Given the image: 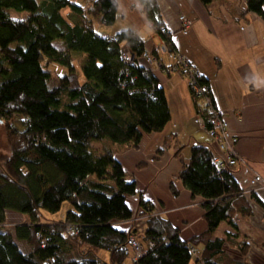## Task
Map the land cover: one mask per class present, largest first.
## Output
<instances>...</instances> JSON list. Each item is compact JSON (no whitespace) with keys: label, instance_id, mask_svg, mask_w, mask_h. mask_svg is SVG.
Wrapping results in <instances>:
<instances>
[{"label":"trees","instance_id":"trees-1","mask_svg":"<svg viewBox=\"0 0 264 264\" xmlns=\"http://www.w3.org/2000/svg\"><path fill=\"white\" fill-rule=\"evenodd\" d=\"M138 1L152 28L165 26L171 34L158 2ZM200 1L208 8L214 0ZM237 2L244 4L240 13L264 21V0ZM118 7L117 0H0V122L21 115L24 129L14 133L8 166L0 168V264H126L129 258L132 264H190L197 241L204 251L196 264H247L233 262L223 252L236 234L211 239L224 222L237 231L232 219L237 212L248 215L250 205L234 177L236 167L217 166L205 143L191 147L189 163L179 174L192 196L203 200L205 234L192 242L174 240L178 230L162 216H151L158 212L149 202L140 198L139 214L130 208L128 198L141 193L116 155L138 149L145 135L161 133L171 114L166 94L149 69L145 55L151 53L142 38L126 30L113 42L93 28L94 13L104 26H114ZM12 11L27 15L14 18ZM127 51L134 66L124 58ZM72 53L85 56L84 81L70 86L64 79L51 86L44 63H58L73 74ZM159 53L151 55L158 58ZM201 82L216 106L209 83ZM193 96L204 127L196 124L214 141L209 105ZM65 203L71 209L64 219L43 221L44 212L57 214ZM10 211L28 218L14 234L6 230ZM142 218L148 228L139 241L135 223ZM127 221L130 231L117 227ZM131 237L145 255L135 256L128 245ZM16 239L31 252L22 251ZM72 245L90 249L74 254Z\"/></svg>","mask_w":264,"mask_h":264},{"label":"crops","instance_id":"crops-1","mask_svg":"<svg viewBox=\"0 0 264 264\" xmlns=\"http://www.w3.org/2000/svg\"><path fill=\"white\" fill-rule=\"evenodd\" d=\"M117 1L115 25L106 27L100 22L94 30L101 35L115 36L133 30L152 54L160 44V37L149 24L141 3L138 0ZM156 1L177 50L209 83L217 108L238 138L236 151L242 161L234 177L249 202L250 213L237 212L232 219L237 231L224 222L211 239L226 240L228 233L236 234L233 241L226 243L225 255L233 262L264 264V188L252 185L256 175L264 181V21L256 14L240 13L244 4L237 0H214L208 8L200 0ZM182 15L192 21L187 34L182 32ZM159 56L164 65L170 64L166 55L159 53ZM141 61L147 67V62ZM149 69L166 94L171 120L161 133L145 135L138 149L116 156L127 179H134L143 195L128 198L134 215L141 212L139 202L143 198L178 230L174 240L192 242L207 232L205 210L202 198L192 196L179 174L183 164L189 163L191 147L195 144L210 146L216 157L221 153L216 142L194 121L199 102L195 101L187 80L156 63ZM137 224L136 238L144 235L148 228L143 219ZM117 227L128 231L130 221ZM193 247L196 264L204 245L197 241ZM229 258L226 259L230 261Z\"/></svg>","mask_w":264,"mask_h":264},{"label":"built area","instance_id":"built-area-1","mask_svg":"<svg viewBox=\"0 0 264 264\" xmlns=\"http://www.w3.org/2000/svg\"><path fill=\"white\" fill-rule=\"evenodd\" d=\"M182 27L184 28V31L186 32L187 29L190 27L191 22L185 18L181 17ZM158 33L163 37V45L162 51H159L162 55H167V57L172 59L168 66L164 65V62L161 58H156L151 54H146L148 63L153 65L152 63L155 61L156 64L160 68L164 66L163 68L177 72L181 76H183L185 79H187V82L190 86V89L192 91V94L195 95L198 99H205L207 104L209 105V110L211 113V120H212V130L209 131L210 136L214 138V141L216 142L219 151L221 153V156H217L215 159V163L217 166L221 168L226 167H237L240 161L242 159L238 156L236 151V146L238 144V138L235 137L231 130L229 123L227 119L225 118L224 114L219 111L216 106H214L213 102L211 101V98L209 97V90L205 85H202L201 79L202 74L199 73L198 70H196L190 62L177 50L175 44L173 43V39L171 34L169 33L167 27L165 26H158L156 27ZM111 41L116 42V38L111 39ZM167 54H163V53ZM125 60L130 65H135V59L128 51L125 52ZM201 116V115H199ZM195 122L200 125L201 127H204V120L197 118ZM252 185L254 186H261L264 188V181L263 179L256 175L254 177V180L252 181ZM160 213H155L151 216H159ZM150 218V216H149ZM145 219V218H143ZM140 220H138L136 223H138ZM128 245L132 247V250L135 252L136 257H140L146 254V250L136 241L134 237L129 238ZM150 246L153 247L154 244L150 243Z\"/></svg>","mask_w":264,"mask_h":264},{"label":"rangeland","instance_id":"rangeland-1","mask_svg":"<svg viewBox=\"0 0 264 264\" xmlns=\"http://www.w3.org/2000/svg\"><path fill=\"white\" fill-rule=\"evenodd\" d=\"M75 1L78 4L84 3V0H75ZM11 14H12V17H14V18H23V17H25V15H27V13H18V12H14V11H12ZM64 14H66V13H64ZM93 16H94V18H92V20L94 23V28L96 29L99 27L100 22H99L98 18L96 19L97 14L94 13ZM80 18L84 19L83 16H81ZM190 22H191V24H190V27H191L192 21H190ZM181 25H182V22H181ZM190 27L187 29L186 32L184 31V28L182 27V32L184 34H187L189 32ZM153 29L156 32V34L160 37V44L157 47V50L162 51V47H164L163 37L158 33L156 26ZM105 36H107L109 40L115 38V35H105ZM163 54H167V53H163ZM159 58H160V56H159ZM169 58H170V56H169ZM170 60H172V59L170 58ZM70 61H71V65L74 69L73 74L71 73V70L69 68H67L65 66H61L58 63H54V62H45L44 63L49 67V71L51 72V75H52L51 86L52 85L56 86L58 83L60 84L59 81L64 80V79H67V81L70 82V86H74L77 82L81 83L84 81L83 75L81 72V67L84 64L85 56L83 54H79V53H72L70 56ZM154 63H155V61L152 64H154ZM163 67L164 66H162V68ZM167 71L173 72L170 70H167ZM199 115L200 114H198V113L196 114L194 121L197 118L203 119V117L199 116ZM22 119H23V117L21 115L14 114L9 120L5 119V120H3V122H0V168H2V169H5L8 166L9 159L11 158L12 142H14V140H13L14 139V133L15 132L19 133V132L24 131L23 125L21 123ZM257 187L262 188L261 186H257ZM69 209H71V206L68 203H65L62 207V210L57 214H54V215L51 214L50 215V214L44 212L43 215H44L45 220L43 219V221L50 222L51 220L58 221V220L64 219L66 212ZM6 214H7V224H9V225H7V228H6L8 233L14 234L15 228L17 226H19L21 224L28 223V218L25 215H21L19 213L11 212V211L7 212ZM143 220H145V219H143ZM136 227H139V225L137 224ZM137 238L139 241L140 240L142 241V236H137ZM16 242L18 243V245L20 246L22 251H24L25 253L31 252L32 248H30L27 243L20 242L17 239H16ZM73 247H74V245H72L71 249L73 250L74 254H77L79 252L84 254L90 249L87 245H81L78 247L76 245V247H74V249H73ZM77 251H79V252H77ZM102 256L105 257L107 255L105 253H102ZM194 262H195V256L192 258L191 264H194ZM126 264H132V259L131 258L127 259Z\"/></svg>","mask_w":264,"mask_h":264}]
</instances>
